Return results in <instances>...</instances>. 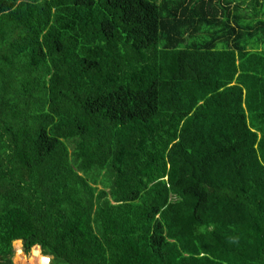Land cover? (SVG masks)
<instances>
[{
    "label": "trees",
    "instance_id": "obj_1",
    "mask_svg": "<svg viewBox=\"0 0 264 264\" xmlns=\"http://www.w3.org/2000/svg\"><path fill=\"white\" fill-rule=\"evenodd\" d=\"M18 239L264 264V0H0V264L40 263Z\"/></svg>",
    "mask_w": 264,
    "mask_h": 264
},
{
    "label": "rangeland",
    "instance_id": "obj_2",
    "mask_svg": "<svg viewBox=\"0 0 264 264\" xmlns=\"http://www.w3.org/2000/svg\"><path fill=\"white\" fill-rule=\"evenodd\" d=\"M12 248H13V253H12V256H11V261L14 263V264H22L21 263V261L20 260H18V261H15V258L13 257L14 256V254H16L15 252H14V245L12 244ZM30 250V249H29ZM23 251V250H22ZM24 253H25V256H27V258L30 260V259H33V258H39V253H35L33 256H31L30 254L31 253H34V252H32V251H27V252H25V251H23ZM28 261V260H27ZM37 264L35 261H30V262H28V263H26L25 262V260H24V262H23V264Z\"/></svg>",
    "mask_w": 264,
    "mask_h": 264
},
{
    "label": "water",
    "instance_id": "obj_3",
    "mask_svg": "<svg viewBox=\"0 0 264 264\" xmlns=\"http://www.w3.org/2000/svg\"><path fill=\"white\" fill-rule=\"evenodd\" d=\"M18 240L21 242L20 239H18ZM33 245L38 247V250H40V247H39L38 244H33ZM49 259H50V255L49 254H42V253L39 254V261H40L41 264H50L49 263Z\"/></svg>",
    "mask_w": 264,
    "mask_h": 264
},
{
    "label": "clouds",
    "instance_id": "obj_4",
    "mask_svg": "<svg viewBox=\"0 0 264 264\" xmlns=\"http://www.w3.org/2000/svg\"><path fill=\"white\" fill-rule=\"evenodd\" d=\"M14 240H15V239H14ZM21 246H22V245H21V242H20V247H21ZM30 247H31V246H30ZM21 249H22V248H21ZM29 249H30V248H29ZM29 249H28V250H29ZM22 250H23V249H22ZM23 251H24V250H23ZM39 252L41 253V251H40V250H39ZM42 254H43V253H42Z\"/></svg>",
    "mask_w": 264,
    "mask_h": 264
},
{
    "label": "bare ground",
    "instance_id": "obj_5",
    "mask_svg": "<svg viewBox=\"0 0 264 264\" xmlns=\"http://www.w3.org/2000/svg\"><path fill=\"white\" fill-rule=\"evenodd\" d=\"M35 253H39L40 254V252H36V251H34ZM27 263V262H26ZM25 264V263H24ZM37 264H40V263H37Z\"/></svg>",
    "mask_w": 264,
    "mask_h": 264
},
{
    "label": "flooded vegetation",
    "instance_id": "obj_6",
    "mask_svg": "<svg viewBox=\"0 0 264 264\" xmlns=\"http://www.w3.org/2000/svg\"><path fill=\"white\" fill-rule=\"evenodd\" d=\"M21 248H22V246H21ZM23 249V248H22Z\"/></svg>",
    "mask_w": 264,
    "mask_h": 264
}]
</instances>
